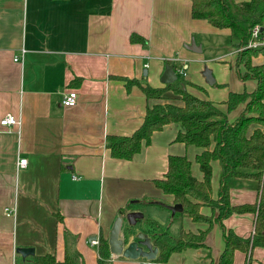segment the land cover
I'll return each mask as SVG.
<instances>
[{
    "label": "crops",
    "instance_id": "obj_1",
    "mask_svg": "<svg viewBox=\"0 0 264 264\" xmlns=\"http://www.w3.org/2000/svg\"><path fill=\"white\" fill-rule=\"evenodd\" d=\"M131 34L144 41H132ZM208 35L231 41L229 28L192 17L191 0H0V119L12 113L19 120L8 127L0 125V264L25 263L45 254L63 261L74 252L85 259L84 264H98L97 245L90 238H107L118 209L130 199L153 196L174 204L173 196L153 182L167 171L169 155H186L192 174L202 177L194 161L201 148L176 141L181 128L176 123L153 131L150 142L128 160L110 156L106 136L130 135L142 123L146 106L156 102L147 100L139 85L128 89L125 78L163 86L160 77L167 61L175 63L178 77L184 70L187 91L196 95V90H204L203 99L233 122L243 104L227 111L229 92L251 91L256 83L236 78L232 41L231 47L225 45L207 56ZM192 38L201 52L185 46ZM209 59L228 69L220 67L215 74L206 65ZM252 62L263 64L264 54L253 56ZM205 67L212 73V83L203 75ZM203 81L225 85L219 100L208 93L211 89L205 90ZM251 82L252 88L246 89ZM68 89L77 93L72 106L61 102ZM21 157L26 166L17 169ZM219 172L218 162L212 161L213 197ZM258 194L256 180L229 179L232 206L252 204ZM166 210L160 222L171 228L175 221L176 228L207 229L201 247L173 252L166 263L175 258L171 264H216L224 247L220 222L195 223L184 216L176 220L182 215ZM201 211L209 209L203 206ZM254 217L251 212H232L221 223L249 237ZM17 247H32L34 254L23 259ZM184 256L192 261H184ZM248 259L249 264H264V246H254L249 253L235 250V264H246ZM107 261L133 262L111 254Z\"/></svg>",
    "mask_w": 264,
    "mask_h": 264
},
{
    "label": "trees",
    "instance_id": "obj_2",
    "mask_svg": "<svg viewBox=\"0 0 264 264\" xmlns=\"http://www.w3.org/2000/svg\"><path fill=\"white\" fill-rule=\"evenodd\" d=\"M191 15L196 19L207 20L214 27L230 29L232 46L239 48L234 62L238 76L242 80L253 79L256 83L251 91L229 92L227 111L240 104H243V109L233 122H229L226 113L210 100L187 91V82L180 76L176 81L159 87L147 83L142 85L136 79L125 78L128 89L131 85H139L147 100L156 99L160 102L146 106L142 123L130 135H107L106 147L110 150V156L128 160L141 150L143 144L150 142L153 131L161 130L169 123L178 124L181 128L175 140L201 148L194 161L202 177L197 178L192 174L191 161L186 155H169L167 171L162 178H155L153 182L164 193L171 194L174 203L182 205V210L175 212V215L180 214L195 223L211 225L213 221L220 222L224 247L216 264H235V250L249 253L254 246H264V63L252 62L253 56L264 54V45L247 46L255 25H260L264 33V0L242 3L235 0H191ZM130 39L144 41L136 34H131ZM240 66L244 69L242 73ZM173 98L182 103H175ZM162 99L167 100L161 102ZM214 160L220 166L217 197L212 196L211 184ZM230 178L256 180L259 185L257 200L252 204L232 206L228 197ZM138 201L147 203L150 199L143 197ZM203 206L209 209L208 213L201 211ZM129 208L130 201L125 208L118 209V215H124ZM232 212L254 213L253 233L249 237H241L232 229L224 228L221 221ZM206 230L193 232L180 225L178 231L172 233L168 222L146 221V233L158 248L152 261L166 263L173 252L201 247ZM97 239V262L108 264L111 253L107 238L99 235ZM249 262L250 259L246 264ZM32 264L84 263L80 253L74 252L72 255L66 254L63 261H57L51 254L34 256Z\"/></svg>",
    "mask_w": 264,
    "mask_h": 264
},
{
    "label": "water",
    "instance_id": "obj_3",
    "mask_svg": "<svg viewBox=\"0 0 264 264\" xmlns=\"http://www.w3.org/2000/svg\"><path fill=\"white\" fill-rule=\"evenodd\" d=\"M185 46L190 50L200 51V45H197L193 38L190 40V43L186 44ZM203 75L208 83H212L214 81L212 73L207 67L203 69ZM177 78L178 76L175 69V63H165L160 77L161 82L164 84L172 83L176 81ZM137 201V199H131L130 202ZM159 203L169 209L172 214H174L175 212H180L182 210V205L179 203ZM142 216L143 214L141 212L132 210L126 212L124 214V217L123 215H117L114 218L107 237L108 249L112 256H122L124 258L132 260L139 257H144L147 260H153L156 257L158 248L156 246H152L151 238L147 233L138 231V233H136V238L139 240V242L136 240H132L126 244L120 237V230L124 222H126L128 225H134L138 220L142 218ZM91 239H96V236H92L90 240ZM16 252L19 253L24 259L28 255H33L34 249L32 247H17Z\"/></svg>",
    "mask_w": 264,
    "mask_h": 264
},
{
    "label": "rangeland",
    "instance_id": "obj_4",
    "mask_svg": "<svg viewBox=\"0 0 264 264\" xmlns=\"http://www.w3.org/2000/svg\"><path fill=\"white\" fill-rule=\"evenodd\" d=\"M231 41L228 40V38L224 39V36H213V35H208V41L207 44H205V50H207V56H213L217 49L219 48H223L225 45L226 46H230L231 47ZM233 47V46H232ZM201 52V51H200ZM200 52H198V54H200ZM208 63H206L207 67H209L210 69L213 67L214 68V72L215 74H219L218 73V68L223 67V63L219 62V61H215L214 59H209V61H207ZM224 68V67H223ZM225 69V68H224ZM228 67H226L225 70H227ZM184 72V70H182ZM244 71V69L240 66V72L242 73ZM225 72V71H223ZM198 73V71H197ZM201 75V74H200ZM238 76V70L236 69V78ZM180 77H182L185 81H186V77L183 75H180ZM186 78V79H185ZM246 81H253V79H247ZM187 82V81H186ZM194 82V81H193ZM187 84V83H186ZM253 83L251 82L250 85L246 86L247 88H252ZM225 85L223 84H218L215 83L214 86L212 85H208L205 83V81H203V87L205 88V90L207 89H211L208 91V93H212L213 96L216 98V100H219L221 97L220 95V91L222 87H224ZM242 88V87H241ZM241 90V89H240ZM197 93L196 95L202 97V98H206V93L204 90L199 89L196 90ZM152 100H156V99H152ZM159 100H156V102H158ZM218 102V101H217ZM196 165L193 164L192 170L193 172H196ZM264 173V168L262 169V174ZM150 199L149 202H130V208L129 210H134V211H139L143 214L142 218L140 220H138L134 225H128L127 223L124 222V224H122L121 230H120V237L123 239V242L126 244L129 241L132 240H136V233H138V231H142L146 233V221L148 220H157V221H163V219L165 217H162L164 214H166V208L164 206H162V204H160L159 202H162L163 200L161 199H154L155 197L151 196V197H147V199ZM153 200V201H152ZM131 201V199L129 200ZM164 203V202H163ZM183 216H178L176 217V220H180ZM182 219H185V217H183ZM175 225V221L172 223V228L170 227V231L172 233H176L178 231V227L176 228ZM93 249H95V246H92ZM124 258V257H122ZM184 261L189 262L192 261V257L191 256H184ZM127 259V258H126ZM175 258L171 259L168 263H160V262H155L152 260H147L144 257H139L137 259H134L133 262H131V264H171L174 263ZM82 261L85 262V259ZM197 262V261H196ZM27 263V261H26ZM29 263V262H28ZM86 263V262H85ZM108 264H112L111 262H108ZM20 264V263H19Z\"/></svg>",
    "mask_w": 264,
    "mask_h": 264
},
{
    "label": "built area",
    "instance_id": "obj_5",
    "mask_svg": "<svg viewBox=\"0 0 264 264\" xmlns=\"http://www.w3.org/2000/svg\"><path fill=\"white\" fill-rule=\"evenodd\" d=\"M264 45V33H262V29L260 27V25H255L252 28V32H251V36L250 39L247 43V46L249 47H259V46H263ZM238 49H236V51H238ZM24 51V50H23ZM22 51V52H23ZM15 61L19 60L18 56H14L13 58ZM180 75H184V72L182 70H180ZM178 76V73H177ZM77 101V93L74 89H68V91H66L63 94L62 97V104L65 106H72L76 103ZM19 120L18 118L13 115L12 113H6L1 119H0V125L4 126V127H8L14 124H18ZM26 166V159L24 157H21L17 160L16 162V167L17 169L23 168ZM73 178H75V176L73 175ZM7 215H9L11 212V210L9 208H5ZM91 243L93 244H98V239H92Z\"/></svg>",
    "mask_w": 264,
    "mask_h": 264
},
{
    "label": "flooded vegetation",
    "instance_id": "obj_6",
    "mask_svg": "<svg viewBox=\"0 0 264 264\" xmlns=\"http://www.w3.org/2000/svg\"><path fill=\"white\" fill-rule=\"evenodd\" d=\"M128 211H132V210H127L126 212H128ZM134 211V210H133ZM123 217H124V215H123ZM125 221V220H124ZM126 223V222H125ZM136 241H138L139 242V240L138 239H136ZM151 243H152V246H155L154 245V243H153V241H152V239H151ZM139 244V243H138ZM29 262V263H28ZM20 264H32V258L31 259H29V260H27V263L25 262V263H20Z\"/></svg>",
    "mask_w": 264,
    "mask_h": 264
}]
</instances>
